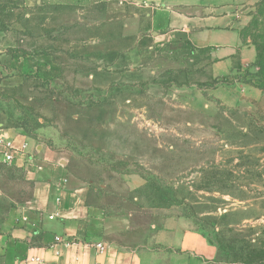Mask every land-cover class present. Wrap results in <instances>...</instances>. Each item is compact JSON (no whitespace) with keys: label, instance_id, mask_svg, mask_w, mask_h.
Instances as JSON below:
<instances>
[{"label":"rangeland","instance_id":"1","mask_svg":"<svg viewBox=\"0 0 264 264\" xmlns=\"http://www.w3.org/2000/svg\"><path fill=\"white\" fill-rule=\"evenodd\" d=\"M195 1L0 0V137L65 162L129 248L178 225L217 246L216 264H264V33L257 66L218 74L182 28ZM262 1L237 10L250 22ZM32 199L0 162V207Z\"/></svg>","mask_w":264,"mask_h":264},{"label":"crops","instance_id":"2","mask_svg":"<svg viewBox=\"0 0 264 264\" xmlns=\"http://www.w3.org/2000/svg\"><path fill=\"white\" fill-rule=\"evenodd\" d=\"M242 0H196L193 14L184 15L182 28L195 39L197 48H213L215 71L234 69L239 58L242 67L255 63V47L244 43L241 30L248 17L237 10ZM225 34L212 42L211 35ZM205 35L206 38L201 37ZM12 141L17 151L13 166L25 171L34 182L33 199L18 207H0V264H21L39 257L43 264H216L219 253L197 230L168 227L143 249L129 248L110 237V222L91 202L88 185L68 178V171L54 162L49 152L35 155L31 137L16 130L0 137ZM105 250L101 252L97 245Z\"/></svg>","mask_w":264,"mask_h":264},{"label":"trees","instance_id":"3","mask_svg":"<svg viewBox=\"0 0 264 264\" xmlns=\"http://www.w3.org/2000/svg\"><path fill=\"white\" fill-rule=\"evenodd\" d=\"M244 30H246L249 33L251 32L250 34H253L254 32L264 33V0L262 1L261 5H260L259 12L257 13V15L255 17H253V19L249 22V24L245 27ZM252 37L255 38L254 42H253V46L255 47L256 52H257V62H255L253 64V67H255L258 65V63L263 58L261 56V47H260L259 40L257 39V37L255 35ZM199 50H201L203 52H210L211 48H202V49L199 48ZM240 68H241L240 65L238 67H234V69H237V70H241ZM32 184H33V188H34L35 183L32 182Z\"/></svg>","mask_w":264,"mask_h":264},{"label":"built area","instance_id":"4","mask_svg":"<svg viewBox=\"0 0 264 264\" xmlns=\"http://www.w3.org/2000/svg\"><path fill=\"white\" fill-rule=\"evenodd\" d=\"M17 149L14 147L12 141L6 138H0V162L6 164H13L14 153ZM97 248L103 252L105 247L102 245H97ZM21 264H43V260L39 257L26 258Z\"/></svg>","mask_w":264,"mask_h":264},{"label":"water","instance_id":"5","mask_svg":"<svg viewBox=\"0 0 264 264\" xmlns=\"http://www.w3.org/2000/svg\"><path fill=\"white\" fill-rule=\"evenodd\" d=\"M153 36H157V33H153ZM62 164H65V162H62Z\"/></svg>","mask_w":264,"mask_h":264}]
</instances>
